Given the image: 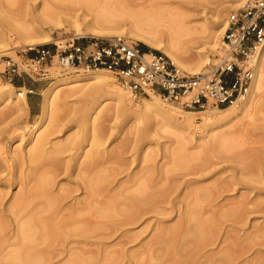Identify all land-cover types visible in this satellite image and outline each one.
<instances>
[{"label": "bare ground", "instance_id": "1", "mask_svg": "<svg viewBox=\"0 0 264 264\" xmlns=\"http://www.w3.org/2000/svg\"><path fill=\"white\" fill-rule=\"evenodd\" d=\"M59 1L82 4L92 14L90 20L83 21L85 26L83 30L79 27L77 28L79 34L82 33L92 37L112 35L136 37L138 41L144 43L152 50L162 52L182 71L190 74H207L208 70L206 67L211 63L208 52L220 47L221 44L222 54H224V45L221 37H223L228 20L218 19L210 21V17L206 13L196 8V6L207 4L208 0H176V2L163 0L155 5L150 1L142 0H140L142 1L140 3L137 0L138 3L135 0ZM234 1L239 5L241 3L245 4L247 0H233L231 2ZM225 2L229 3L230 1L226 0ZM132 4H138L141 8L136 9L138 6L133 7ZM209 11H211L210 16L221 14V11L216 10V7ZM127 17L132 19V23L127 30L118 29L115 26L116 23ZM199 18L203 22L198 27L194 25V22L200 20ZM48 41V36H44L39 42H31L28 48ZM194 49L196 50L195 52H193ZM252 64L254 69L253 78L243 99L234 105L225 106V109L185 111V119L183 120L185 125L190 124V122L193 123V115L199 114L200 116H206V118H214L221 122V126H224L227 122L239 116H248L252 111H255L257 105L263 104L261 94L264 93V44L254 56ZM101 72L87 71L83 74L78 73L66 77L57 74L59 77L49 85L48 95L43 103L39 121L31 127L32 136L29 140L30 147L27 152L23 155V152L18 153L16 149L11 151L7 147L4 148V146L1 147L0 145V264H50L54 260L53 258L58 257L57 248H61L63 244H58L59 241L57 240L63 241L67 237L72 236L76 238L75 236L82 237L83 235L84 237L86 233L89 235L92 233L95 236V218L97 217L106 219L121 217L120 226H127L140 221L150 213H155L156 216L161 215L159 204L166 203L164 198L166 195L163 194L165 193L164 191H167V188L163 189L165 188L163 183H169L166 182L168 179L167 169L164 170L163 164L158 165L154 161L156 155H149L147 153L148 147H145L146 150L141 147L138 159L141 163L138 165L137 170L134 174H130L127 180H116L115 182L114 178H116L117 169L113 165L111 166L112 161L110 162L115 156L114 154L111 155V153L104 156L99 147L108 140V133L106 132L108 128L105 123L113 118L117 119L120 114L130 111L131 118L134 119L129 126L132 129L134 128L132 126L139 123L138 121L143 115L150 119L159 116L164 120L165 117L169 116L171 109L163 106L159 102V97L154 95L138 98L139 103H131L128 100V93H125L121 88L115 87L113 81H109L106 75ZM87 80H92L96 84L85 93L86 103L91 107L86 109L90 114L89 112L85 113L84 110L82 115L83 126L86 128L82 142L75 134H69L63 140L51 143L50 137L59 131L58 125H51L46 130L42 128L48 127L47 122L54 115L57 94L66 86L71 88V92L77 91L75 86L78 82ZM108 87H111V90L108 91L106 89ZM23 88L19 87L16 92L10 89L0 91V100L8 104L7 108L10 112L8 116L12 114L18 115L27 111L28 105L23 94ZM109 96H115V99L120 104L117 105L113 115L102 116V120L99 124H96L95 121L97 122V119L95 120L93 114ZM256 97H258L257 100ZM256 109L258 111L259 107ZM154 131V124L146 121L142 128L137 127L135 143L139 142L145 134L147 135V133H153ZM231 142L223 144V141L221 143L230 147ZM86 143L91 147L88 153L84 152ZM78 147L80 151L75 154V160H77L78 156L85 154V161L78 166L80 170L79 172L77 171V174L79 176L83 173L86 181L83 178L81 183L78 182L76 185H79L82 189L84 196L81 197L82 199H75L72 204H66L64 201L69 195H64L62 192L67 193V189H63L61 184L58 185V183L59 188L56 187L58 189L57 191L55 190L56 195H54L53 185L56 181L55 179L66 170L62 158L63 155L67 152H76ZM5 152L10 154V160L13 164L19 163V166L23 163L27 164L26 174L19 173L20 170L16 172L23 165L21 167L17 166L18 168L16 167V170L12 171L13 167L10 168L8 164L10 160L7 161L5 156L2 157ZM185 154L188 157L190 153L187 152L186 147L182 144L172 152V161L177 167L184 166L183 169H187L186 163L190 165V158H187L190 161L188 162L185 159ZM97 168L102 171L96 172ZM4 172L6 173L5 175L3 174ZM101 173H108V175ZM172 181L175 182L173 179ZM172 181H170V185L173 186ZM14 184L20 188L17 193H14L11 201L6 203L4 202L7 195L6 189H9ZM170 185H168V188L171 187ZM209 190L210 188H208ZM168 191L171 194V189H168ZM191 191H195V189ZM196 191L198 192V190ZM205 192L204 199L205 201L209 199L207 202L211 204L209 203L210 199H212L209 198L210 191L208 193ZM195 196L197 194L193 198H197ZM168 202L170 203L169 200ZM190 202L191 200L187 199V204ZM183 204L185 205V203ZM190 204L183 206L185 207L183 212L180 211V208H178L179 210L177 209L178 221L172 225H167L162 228L159 234L153 236L152 239L157 240L155 245L153 244L154 247L146 248L144 250L145 255H141V258L136 257L138 259L136 264H237L236 260L244 253L256 252L255 249L253 250V246H250L251 244L239 247L237 243L225 245L217 252H205L207 247L218 241L216 240V226L219 223L217 221H221V216L225 220L228 215L226 216L224 211L228 208H224L219 214L220 217L216 220L212 213L208 215L210 211L203 209L202 205L200 206L198 198L196 199V204H191L192 206ZM208 204L204 206L210 207ZM233 207L230 206V209L232 208L231 210H233L231 215L235 216L239 214V209L236 207L233 209ZM246 216L247 213L242 212L237 219L241 221ZM9 224L13 225V229L10 231V236H5V231L8 230ZM92 235L90 238H94ZM226 238L219 240L218 244L224 243ZM16 240H18V243L21 240L19 247H17L18 243H16ZM53 240H56V243ZM37 241L39 244H37ZM33 242H36V244L29 246V243L32 244ZM78 252L80 253V251ZM79 253L70 252L67 256V264H95V253L92 255L91 251L87 253L88 255H85V251L84 253ZM117 253L119 254V252ZM120 257V255L110 256L109 252L106 251L103 254V261L105 264H109V262H111L110 264H115V262H119ZM258 264H264V258Z\"/></svg>", "mask_w": 264, "mask_h": 264}, {"label": "rangeland", "instance_id": "2", "mask_svg": "<svg viewBox=\"0 0 264 264\" xmlns=\"http://www.w3.org/2000/svg\"><path fill=\"white\" fill-rule=\"evenodd\" d=\"M137 1L139 3L142 1H150L155 5L163 0ZM137 1L135 0V2ZM172 1L176 2V0ZM225 1L226 0H208L207 4L196 6V8L206 13V15L210 17V21L218 19H225L227 21L230 12L236 10L244 3L238 5L235 1L231 2L233 0H229V3ZM54 3L55 5H53ZM132 5L133 7L138 6V4ZM139 7L141 8L139 5L136 9ZM214 7H216V10H220L221 14L210 16L211 11L209 10H212ZM91 16L92 14L88 12V9L78 3H64L59 0L58 3L57 0H0V72H3L5 69L6 60L11 59L12 61H16L19 60L22 55H27L25 50L28 48L29 44L34 41L39 42L44 36H48L49 41L41 44L72 36L92 37L83 35L82 33L79 34L77 31L78 27L82 30L84 29L85 26L83 21L90 20ZM199 19L200 20H196L197 22H194V25L198 27L200 23L202 24L203 22L201 18ZM131 23L132 19L127 17L119 20L115 26L120 30L126 31ZM125 37L136 42L143 50L163 54L160 51L152 50L144 43L138 41L136 37L128 35ZM195 51L194 49L193 52ZM208 55L211 58V63L207 65V70L211 64H217L222 58V44L215 50L209 51ZM78 73L83 74L84 72H68L52 68L50 70L51 79L34 81L28 76H22L21 78H16L18 81L15 79L12 84L0 77V91L10 89L16 92L19 87H24L23 94L26 98L27 105L33 107L31 114H29L27 108L26 112L8 116V114H10L7 108L8 104L0 100L1 147H7L11 151L16 149L18 153L23 152L24 155L30 147L29 140L32 136L31 127L39 121L43 103L48 95L49 85L59 77L57 74L66 77ZM101 73L105 74L109 81H113L115 87L121 88L125 93H128V100L131 101V103H139V100L134 99L129 90L122 87L110 73L105 71ZM19 81L20 83H18ZM95 84L96 83L92 80L80 81L75 86L77 91L71 92V88L66 86L68 88H63L57 94L54 115L51 116L47 122L48 127L42 128L46 130L51 125H58L59 131L50 137L51 143L63 140L69 134H75L82 142L84 133L86 132V128L83 126L82 115L84 110L85 113H88L89 111L86 109L91 107L86 103L87 99L85 93L91 90ZM27 89H33L34 94H26ZM106 89L109 91L111 87ZM261 96L263 97V104L257 105V107H259L258 111L256 107L255 111H252L248 116H239L227 122L224 126H221V122L214 118H206V116H200L199 114L193 115V123L190 122V124L185 125L183 122L185 119L184 112L198 110L183 109L176 103L165 102L160 98L159 102L167 109H171V112L168 114L169 116L165 117L164 120L159 116L150 119L143 115L140 121H138L139 123L133 125L132 127L134 128L130 129L129 126L134 119L131 118L130 111H126L122 115L120 114L117 119L113 118L106 122L108 140L104 145L100 146L99 149L104 156L110 153L115 156L113 160H110V162L112 161L111 166L113 165V167L117 169V175L115 176L116 178H114L115 182L116 180L125 181L130 174H134L138 165L141 163L138 160L140 148L148 147L147 153L149 155H156L155 158L153 157L155 163L158 165L163 164L164 170L167 169L166 174L168 179L166 182L169 184L166 183V185L163 183V185H165L163 189L167 188V191H164L165 193L163 194L166 195L164 197L166 203L159 204V207H161V215L159 214L156 216L155 213H150L132 225L120 226L121 217L108 219L100 217L95 218V236L90 233L94 238H90L91 235L86 233L84 237L82 235V237L75 236L76 238H73L74 236H72L67 237L66 240L63 241L57 240L59 241L58 244H63L61 248H57L59 252L58 257L53 258L54 260H52L50 264H67L68 254L70 252L79 253L78 251H80L79 254L85 251V255H88L87 253H90V251L92 252L91 255L95 253V264H105L103 261V254L106 253V251L109 252L110 256H121V259H118L119 262H115V264H136L138 260L136 257L141 258L145 255L144 250L146 248L154 247L153 244L155 245L157 240H153V236L159 234L162 228L178 221L177 209L180 208V211H185V207L183 206H188L190 203L192 205L196 204L197 198L200 201V206L202 205L203 209L210 211L208 215L212 213L216 220H218V217H220L219 214L224 208L229 209H225L224 211L226 212L225 215H228L227 217L225 216V220L221 216L220 219L222 218L223 220L217 221L220 223L216 226V240L218 241L207 247L205 249L206 251H204L217 252L221 247L223 248L225 245L233 243H237L239 247L251 244L250 246H253L252 248L253 250L255 249L256 252H246L244 255L240 256L236 262L237 264H258L262 258H264V111H262L264 110V93L261 94ZM257 99L258 97H256V100ZM118 104L120 103L115 99V96H109L107 100H104L95 110V114H93L95 120L97 119L95 123L99 124L102 120V116L113 115ZM225 108L226 107H208L201 111ZM97 116L99 117L97 118ZM128 120L129 122H127ZM146 121H150V124H154L155 131L153 133H147V135L145 134L139 142L135 143L137 127L142 128ZM223 141V144H227L231 141L233 143L231 142L229 147L222 145L221 142ZM180 144L185 146L187 152L190 153L188 157L187 154H185V159L190 158L189 160L191 161L190 165L186 163L187 169H183L184 166L177 167L172 161V152L179 147ZM90 150L91 147L86 143L84 152L88 153ZM78 151H80L79 147L76 152H67L63 155L62 158L66 170L55 179V187L53 185L54 195H56L55 192L60 184L63 189H67V193L62 192L64 195H69L64 201L66 204H72L75 202V199L84 196L82 189L76 184H78V182L81 183V179L84 178L85 180L86 178L83 177L85 176L83 173L79 176L77 174V171L79 172L80 170L78 166L85 161V154L80 157L78 156L77 160H75V154ZM18 155L22 156L20 154ZM4 156L7 161L11 158L10 154L6 152L3 153L2 157ZM10 162L11 160L8 161V164L10 168L13 167L12 171H15L17 166L21 167L23 165L20 169H17L16 172L20 170L19 173L26 174L28 169L26 163L22 164L20 161L22 165L19 166V163L13 164L11 162L10 165ZM95 171L99 173L102 170L97 168ZM108 173L101 174L108 175ZM3 174L5 175L6 173L4 172ZM172 179L175 182H173ZM170 181L173 182L175 187H173L174 185H170ZM168 185L171 187L168 188ZM56 187L58 188L56 189ZM206 187L210 188L209 198L212 199H210L211 202L209 201V203L212 205L208 204L207 201L209 199H207V201L204 199V192H209ZM19 188V186L14 184L9 189H6L7 195L4 202H10L14 193H17ZM168 189H171V194H169ZM193 189H195V191L198 190V192L191 191ZM194 193L197 194V196H195L197 198H193L195 195ZM187 199L191 200L189 204H187ZM183 203H185V205ZM191 204L190 206H192ZM205 204L210 205V207L204 206ZM230 206H234L233 209L235 207L239 209V214L235 215L236 217L231 215L233 210H231L232 208L230 209ZM221 207L223 208L221 209ZM242 212L247 213V216L244 220L240 221L237 218L240 217ZM7 229L8 230L5 231V236H10L13 225L9 224ZM225 237H227L226 241L218 244L219 240H223ZM53 241L56 243V240ZM254 241L256 242L254 243ZM20 242L21 240L19 243L18 240H16V243H18L17 247L20 246ZM256 243L257 245H255ZM26 244L28 245V243ZM29 244V246L35 245L36 242ZM37 244H39L38 241ZM117 252H119V254ZM110 263L111 262H109V264Z\"/></svg>", "mask_w": 264, "mask_h": 264}, {"label": "built area", "instance_id": "3", "mask_svg": "<svg viewBox=\"0 0 264 264\" xmlns=\"http://www.w3.org/2000/svg\"><path fill=\"white\" fill-rule=\"evenodd\" d=\"M224 54L207 74L182 71L161 53L146 51L122 36H72L26 48L19 60H6L0 77L8 83L28 76L51 79L52 68L61 71H105L134 99L158 96L187 110L225 107L246 95L254 56L264 44V0H247L230 12L223 37ZM26 94H34L27 89Z\"/></svg>", "mask_w": 264, "mask_h": 264}, {"label": "crops", "instance_id": "4", "mask_svg": "<svg viewBox=\"0 0 264 264\" xmlns=\"http://www.w3.org/2000/svg\"><path fill=\"white\" fill-rule=\"evenodd\" d=\"M17 80V79H16ZM18 81V80H17ZM18 83H20V81L18 82ZM32 110H33V107L31 106H28V111H29V114H31V112H32Z\"/></svg>", "mask_w": 264, "mask_h": 264}, {"label": "trees", "instance_id": "5", "mask_svg": "<svg viewBox=\"0 0 264 264\" xmlns=\"http://www.w3.org/2000/svg\"><path fill=\"white\" fill-rule=\"evenodd\" d=\"M17 84V83H16Z\"/></svg>", "mask_w": 264, "mask_h": 264}]
</instances>
